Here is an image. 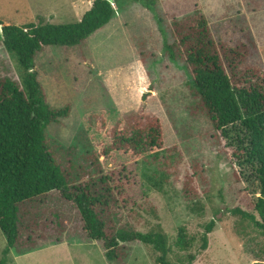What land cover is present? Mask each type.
<instances>
[{
    "label": "rangeland",
    "instance_id": "rangeland-1",
    "mask_svg": "<svg viewBox=\"0 0 264 264\" xmlns=\"http://www.w3.org/2000/svg\"><path fill=\"white\" fill-rule=\"evenodd\" d=\"M94 1L0 0V20L19 27L74 24L81 22ZM152 1L148 9L141 2L118 0L111 21L83 43L49 46L37 54L32 71L47 104L55 110L71 107L68 118L45 131L60 146V161L74 175L87 178L101 166L112 177L124 207L119 224L142 233L161 227L169 238V262L189 264L191 256L192 264L261 262L264 235L243 215L262 221L256 208L259 194L237 181L239 168L232 164V152L200 111L188 70L169 59L164 46L173 42L169 25L199 11L217 43L245 50L251 65L264 74V0ZM22 74L16 55L0 39V77L21 84ZM146 114L163 127L165 144L158 157L147 154L125 165L122 159L114 163L111 157L101 158L109 154L111 128L127 127L141 115L142 122ZM52 208L55 224L46 218L47 227L41 232L51 238L39 241L31 253L20 256L11 250L5 256L7 242L0 231V262L113 264L106 260L102 242L82 234L75 210L62 205L67 228L59 232L60 212ZM212 221L215 228L207 234ZM179 243L187 248L181 250ZM159 257L152 247L134 242L123 264H160Z\"/></svg>",
    "mask_w": 264,
    "mask_h": 264
},
{
    "label": "trees",
    "instance_id": "trees-1",
    "mask_svg": "<svg viewBox=\"0 0 264 264\" xmlns=\"http://www.w3.org/2000/svg\"><path fill=\"white\" fill-rule=\"evenodd\" d=\"M128 1L144 3L147 8L155 3ZM116 2L95 0L81 22L69 25L40 22L5 26L0 20L1 42L16 55L23 71L21 84L0 77V231L7 242L5 256L11 250L32 252L38 249L39 241L51 238L41 232L47 227L46 218L55 224L52 205L60 212L61 223L56 222V229L64 231L66 215L60 209L67 204L68 209L76 211L82 234L103 243L108 262L123 264L129 244L139 242L160 254V264H175L168 261L169 238L161 227L142 233L119 224L124 207L112 177L103 173L101 166L87 178L74 175L60 161V146L45 131L48 125L68 118L71 107L55 110L47 104L38 76L32 71L37 54L49 46L83 43L111 21ZM169 32L173 42L165 43L167 56L182 62L188 70L191 92L200 111L232 152V164L239 168L237 181H244L253 194H259L256 208L262 221L243 215L264 235V74L251 65L245 50L217 43L206 16L199 11L174 20ZM141 116L133 117L136 122L127 127L118 123L121 125L111 128L109 154L101 158L111 157L114 163L122 159L120 163L125 165L147 154L160 155L165 144L161 122L149 114L139 122ZM214 228L212 221L206 233ZM179 246L181 250L187 248L185 243ZM189 260L192 264L195 257ZM259 261L256 264H264V260ZM5 263V259L0 262Z\"/></svg>",
    "mask_w": 264,
    "mask_h": 264
},
{
    "label": "crops",
    "instance_id": "crops-1",
    "mask_svg": "<svg viewBox=\"0 0 264 264\" xmlns=\"http://www.w3.org/2000/svg\"><path fill=\"white\" fill-rule=\"evenodd\" d=\"M92 4H93V3H92ZM91 7H92V6H91ZM89 10H90V8H89ZM87 11H88V10H87ZM32 252H33V251H32ZM28 253H31V252H28ZM28 253H26V254H28ZM26 254H20V256H21V255H26Z\"/></svg>",
    "mask_w": 264,
    "mask_h": 264
},
{
    "label": "water",
    "instance_id": "water-1",
    "mask_svg": "<svg viewBox=\"0 0 264 264\" xmlns=\"http://www.w3.org/2000/svg\"><path fill=\"white\" fill-rule=\"evenodd\" d=\"M110 3H113L114 2V0H108Z\"/></svg>",
    "mask_w": 264,
    "mask_h": 264
}]
</instances>
